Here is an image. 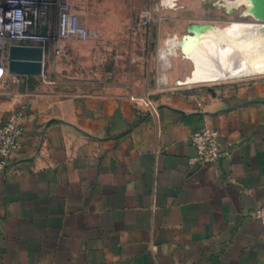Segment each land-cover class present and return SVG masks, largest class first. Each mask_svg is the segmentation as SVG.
Segmentation results:
<instances>
[{"label": "crops", "instance_id": "crops-1", "mask_svg": "<svg viewBox=\"0 0 264 264\" xmlns=\"http://www.w3.org/2000/svg\"><path fill=\"white\" fill-rule=\"evenodd\" d=\"M187 82L139 102L69 94L45 66L1 79L0 127L24 134L0 172V264H264V78ZM204 128L214 164L193 161Z\"/></svg>", "mask_w": 264, "mask_h": 264}, {"label": "rangeland", "instance_id": "rangeland-1", "mask_svg": "<svg viewBox=\"0 0 264 264\" xmlns=\"http://www.w3.org/2000/svg\"><path fill=\"white\" fill-rule=\"evenodd\" d=\"M73 5L95 36L74 42L64 57H48L45 65L48 81L69 94L102 93L142 102L159 89H170L173 75L188 79L186 84L197 82L204 57L224 67L218 78L264 72V29L244 23L264 24L252 14L250 0H73ZM202 26L208 29L200 39L209 44L203 42L201 52H184V36H195ZM257 78L264 74L202 84Z\"/></svg>", "mask_w": 264, "mask_h": 264}, {"label": "built area", "instance_id": "built-area-1", "mask_svg": "<svg viewBox=\"0 0 264 264\" xmlns=\"http://www.w3.org/2000/svg\"><path fill=\"white\" fill-rule=\"evenodd\" d=\"M147 12L143 13L146 20ZM95 33L81 22L73 0H0V80L8 74L10 49L14 46L40 48L43 65L48 55L64 57L71 42H87ZM24 127L18 117H11L0 127V172L21 149ZM196 149L195 162L214 164L224 156L218 132L209 128L191 137ZM264 225V206L253 213Z\"/></svg>", "mask_w": 264, "mask_h": 264}, {"label": "water", "instance_id": "water-1", "mask_svg": "<svg viewBox=\"0 0 264 264\" xmlns=\"http://www.w3.org/2000/svg\"><path fill=\"white\" fill-rule=\"evenodd\" d=\"M253 3L252 14L258 21L264 23V0H250ZM207 26H202L195 35H186L183 39V51L188 54H194L197 49V43L200 36L206 32ZM44 71L43 51L40 48H31L23 46H14L10 49V62L8 65V74L13 76H42Z\"/></svg>", "mask_w": 264, "mask_h": 264}, {"label": "bare ground", "instance_id": "bare-ground-1", "mask_svg": "<svg viewBox=\"0 0 264 264\" xmlns=\"http://www.w3.org/2000/svg\"><path fill=\"white\" fill-rule=\"evenodd\" d=\"M252 27H257L260 29H264V24H254L251 25ZM203 42H207V44H209V42L203 38L200 39L199 43L197 44V48H200V52L202 51L203 48H201L202 43ZM199 52V53H200ZM197 53V56L198 54ZM196 56V57H197ZM196 57L194 59V62L196 63ZM201 63H202V73L200 74V72L198 71L197 74V83H211V82H220V81H228V80H233V79H240V78H250V77H254L257 75H263L264 72H260V73H254V74H248V75H240V76H235V77H229V78H223V77H219V75L223 74L225 69L224 67H218L216 61L213 58H209V57H204L201 59ZM218 75V77H217ZM217 77V78H215ZM210 79V80H207Z\"/></svg>", "mask_w": 264, "mask_h": 264}]
</instances>
